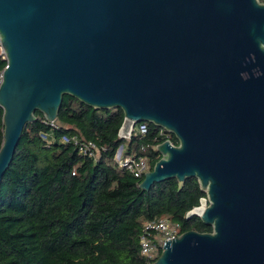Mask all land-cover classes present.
I'll list each match as a JSON object with an SVG mask.
<instances>
[{
	"label": "water",
	"instance_id": "water-1",
	"mask_svg": "<svg viewBox=\"0 0 264 264\" xmlns=\"http://www.w3.org/2000/svg\"><path fill=\"white\" fill-rule=\"evenodd\" d=\"M0 187L23 132L64 96L121 109L174 135L139 188L196 178L186 218L212 232L166 241L153 264H264V3L260 0H0Z\"/></svg>",
	"mask_w": 264,
	"mask_h": 264
},
{
	"label": "trees",
	"instance_id": "trees-1",
	"mask_svg": "<svg viewBox=\"0 0 264 264\" xmlns=\"http://www.w3.org/2000/svg\"><path fill=\"white\" fill-rule=\"evenodd\" d=\"M6 66L0 56V82ZM3 118L0 108V149ZM124 119L121 109L96 110L71 96H64L54 127L36 112L1 182L0 264H150L140 248L147 223L168 219L181 235L212 232L200 218H186L206 197L196 178L181 191L172 179L146 192L139 188L144 178L118 168L123 146L125 155L148 157L153 170L161 159L154 147L163 143L161 128L149 123H141L148 128L143 138L120 139ZM73 136L96 143L100 159L63 142ZM171 140L178 145L172 134Z\"/></svg>",
	"mask_w": 264,
	"mask_h": 264
},
{
	"label": "built area",
	"instance_id": "built-area-1",
	"mask_svg": "<svg viewBox=\"0 0 264 264\" xmlns=\"http://www.w3.org/2000/svg\"><path fill=\"white\" fill-rule=\"evenodd\" d=\"M0 56L5 59V55L2 49L0 42ZM52 127L55 126L54 123H49ZM148 133V128L145 124H137L132 131L133 137L143 138ZM47 139V137H44ZM157 139L165 141H170L173 145L174 142L171 140V134L161 129L158 133ZM63 142L67 144H74L77 147V150L83 156L91 158L93 160H99L101 157L102 150L94 142H84L81 141L78 136H73L72 138H63ZM157 150V146L154 147ZM124 147L122 146L115 156V163L118 168L126 170L131 175L137 179L145 178V174L152 171L149 164V158L144 157H135L132 155H125ZM142 152L146 153L147 148L143 147ZM180 225L173 224L170 220L165 219L161 221L149 222L145 225L143 235L140 240L141 254L150 262L154 263L155 253L159 250L163 251L166 241H170L179 237L180 234Z\"/></svg>",
	"mask_w": 264,
	"mask_h": 264
},
{
	"label": "rangeland",
	"instance_id": "rangeland-1",
	"mask_svg": "<svg viewBox=\"0 0 264 264\" xmlns=\"http://www.w3.org/2000/svg\"><path fill=\"white\" fill-rule=\"evenodd\" d=\"M156 254V253H155Z\"/></svg>",
	"mask_w": 264,
	"mask_h": 264
}]
</instances>
